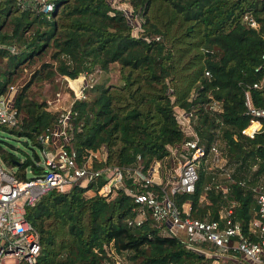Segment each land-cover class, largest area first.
<instances>
[{"label": "trees", "instance_id": "1", "mask_svg": "<svg viewBox=\"0 0 264 264\" xmlns=\"http://www.w3.org/2000/svg\"><path fill=\"white\" fill-rule=\"evenodd\" d=\"M50 1L52 7L42 11L30 3L0 0V92L15 84L11 103L18 115L15 125L0 126L38 146L35 133L55 120L58 109L46 107L51 99L28 96V83L59 75L62 89L70 92L68 79L93 69L107 72L115 62L118 82H106L104 75L86 83L84 96L71 100L75 115L69 146L80 155L103 145L99 164L124 166L137 160L143 170L185 137L175 118L176 107H182L192 114L198 141L205 146L218 128L220 154L224 164H233L234 178L225 181L224 193L213 184L205 186L211 174L200 158L192 190L172 192L174 202L179 206L187 200L192 216L216 218L232 199L230 216L244 230L255 206L250 184L264 167V129L250 135L241 131L250 117L243 89L254 105L264 96V80L250 85L264 73V0H127L142 18L134 32L107 0ZM244 12L255 26L242 18ZM35 60L22 83L10 82L12 73ZM0 154L8 165L15 164L18 177H25L26 165L40 168L33 149L17 162L1 146ZM101 180L99 175L86 184L88 190L75 184L49 188L26 204L25 217L39 248L32 261L13 264H109L122 251L131 264H210L181 235L165 233L154 218L127 222L134 213L132 197L122 187L108 197L101 194ZM124 182L134 185L127 175Z\"/></svg>", "mask_w": 264, "mask_h": 264}, {"label": "built area", "instance_id": "2", "mask_svg": "<svg viewBox=\"0 0 264 264\" xmlns=\"http://www.w3.org/2000/svg\"><path fill=\"white\" fill-rule=\"evenodd\" d=\"M16 1L21 5L30 3L42 11L52 7L50 0ZM107 2L119 9L131 31H136L142 18L131 9L127 0ZM242 18L249 25H256V21L248 12H244ZM260 57L264 65V51L260 53ZM85 75L81 72L73 82L70 87L72 94H69L67 104L58 108L55 120L35 133L39 156L33 162L40 168L34 170L30 165H26L23 168L25 177H18L14 175V170L0 167V264H13L18 260L30 262L38 252L37 233L25 217L26 204L49 188L61 189L75 184L85 186L88 190L86 184L99 175L102 180L97 189L101 194L108 197L116 187H122L135 202L134 213L127 218V222L137 223L145 215L154 218L156 224H161L160 228L165 233L181 235L185 245L201 252L210 264H264V167L250 184L255 206L244 230L237 220L230 216V207L234 203L232 199L218 209L216 218L190 215L188 201L183 200L178 206L172 198V192L192 190L200 158L204 165L207 160L218 164L222 157L219 146L213 139L207 146L198 141V135L192 127V114L182 107H176L175 118L185 137L168 147L171 154L174 150H178L180 154L176 156L177 171L169 175L162 185L144 173L141 163L137 160L124 166L99 164L104 159L103 145L86 148L77 155L76 150L69 146L72 119L75 115V110L70 109L69 105L74 97L84 96ZM263 80L264 73L258 81H252L250 85L260 86ZM15 87L14 83H8L5 91L0 92V124L10 126L18 122L16 107L11 103ZM214 102L212 100V105ZM243 103L250 117L241 131L250 135L255 130L264 129L261 120V117H264V96L259 105H254L248 89L244 88ZM191 127L192 130L186 133V129ZM160 165L159 163L158 167ZM26 171L29 172L28 175ZM124 175L130 176L134 185L125 184ZM242 181L239 180L240 183ZM154 184L158 185V189ZM212 184L219 188L221 193L226 191L225 183L214 181ZM208 185L209 183L205 184ZM101 264H107V261ZM109 264L131 263L123 255L113 254Z\"/></svg>", "mask_w": 264, "mask_h": 264}, {"label": "rangeland", "instance_id": "3", "mask_svg": "<svg viewBox=\"0 0 264 264\" xmlns=\"http://www.w3.org/2000/svg\"><path fill=\"white\" fill-rule=\"evenodd\" d=\"M42 58H46V55L43 54ZM38 62L35 60L33 63L25 64L20 68L17 72L12 73V79L10 82H18L22 83L28 76L31 68ZM110 68L107 72H103L101 70L93 69L90 73H87L86 83L95 81L106 75V82H118L117 70L115 67V62L110 64ZM62 77L56 75L52 80L40 81V82H30L26 88V94L32 96L34 99H51L53 102L46 103V107L50 109H58L59 107L66 105L69 100V94H72L71 91H67L66 89H62L63 83L61 81ZM68 92L65 93V92ZM58 94L55 95V93ZM213 106L217 107L218 103L214 102ZM213 140L215 144L219 145L221 143L220 135L218 133V128H213ZM0 146L4 150L11 151L13 153V158L16 160L21 159L24 155H30L31 150L33 149L38 154V148L36 145L32 144L28 137H24L23 135H16L12 132L7 131L6 128L0 126ZM39 156V154H38ZM223 157H221L218 161V164H213L210 160L206 161L204 165L205 172L207 174H211L210 180L214 181H227L229 179H233L232 170L234 169L233 164H224ZM0 167L5 170H14L15 165H8L5 159L2 158L0 154ZM29 172L26 171V175ZM208 180L207 182H211ZM180 234V232H179ZM124 251L120 253L123 255Z\"/></svg>", "mask_w": 264, "mask_h": 264}, {"label": "crops", "instance_id": "4", "mask_svg": "<svg viewBox=\"0 0 264 264\" xmlns=\"http://www.w3.org/2000/svg\"><path fill=\"white\" fill-rule=\"evenodd\" d=\"M67 81L69 87H71L74 84L73 83L74 81H71L70 79H68ZM65 93L68 94L67 91ZM192 127L186 129V133H189L192 130ZM172 154L170 152H167V154L164 157H161L159 160L156 158H151L148 164L143 169V172L149 174L156 182L162 185V183H164V181L169 177V175H172L177 171L176 168L177 165H175V163H176V158L178 157L177 155L180 154V152L178 150H174ZM159 163L161 165L158 167ZM210 181L211 182H207V183L212 184L216 180L214 181L210 180ZM220 183H225V181ZM154 187L158 189V185L154 184Z\"/></svg>", "mask_w": 264, "mask_h": 264}, {"label": "water", "instance_id": "5", "mask_svg": "<svg viewBox=\"0 0 264 264\" xmlns=\"http://www.w3.org/2000/svg\"><path fill=\"white\" fill-rule=\"evenodd\" d=\"M14 162H17V160H14Z\"/></svg>", "mask_w": 264, "mask_h": 264}]
</instances>
